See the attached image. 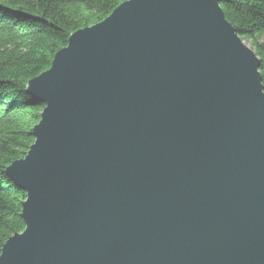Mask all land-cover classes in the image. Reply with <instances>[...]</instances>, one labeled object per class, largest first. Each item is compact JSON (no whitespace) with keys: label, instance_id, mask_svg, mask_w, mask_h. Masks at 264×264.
Masks as SVG:
<instances>
[{"label":"water","instance_id":"water-1","mask_svg":"<svg viewBox=\"0 0 264 264\" xmlns=\"http://www.w3.org/2000/svg\"><path fill=\"white\" fill-rule=\"evenodd\" d=\"M220 0H128L28 81L0 264H264V86Z\"/></svg>","mask_w":264,"mask_h":264},{"label":"trees","instance_id":"trees-1","mask_svg":"<svg viewBox=\"0 0 264 264\" xmlns=\"http://www.w3.org/2000/svg\"><path fill=\"white\" fill-rule=\"evenodd\" d=\"M128 0H0V250L24 229L25 193L4 170L26 155L43 106L28 81L50 68L74 32L104 20ZM224 17L259 59L264 86V0H220Z\"/></svg>","mask_w":264,"mask_h":264},{"label":"rangeland","instance_id":"rangeland-1","mask_svg":"<svg viewBox=\"0 0 264 264\" xmlns=\"http://www.w3.org/2000/svg\"><path fill=\"white\" fill-rule=\"evenodd\" d=\"M245 45H246L247 47L251 48L250 45H249L248 43H246V42H245Z\"/></svg>","mask_w":264,"mask_h":264}]
</instances>
